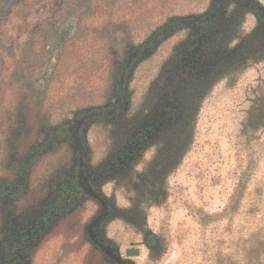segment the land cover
Listing matches in <instances>:
<instances>
[{
    "label": "rangeland",
    "instance_id": "374dc122",
    "mask_svg": "<svg viewBox=\"0 0 264 264\" xmlns=\"http://www.w3.org/2000/svg\"><path fill=\"white\" fill-rule=\"evenodd\" d=\"M215 2L0 0V264H109L99 205L56 197L78 163L61 129L118 95L86 138L102 237L133 264H264V0L175 26Z\"/></svg>",
    "mask_w": 264,
    "mask_h": 264
},
{
    "label": "flooded vegetation",
    "instance_id": "af4514ba",
    "mask_svg": "<svg viewBox=\"0 0 264 264\" xmlns=\"http://www.w3.org/2000/svg\"><path fill=\"white\" fill-rule=\"evenodd\" d=\"M261 18V17H260ZM262 19V22L264 23V19ZM137 53H134L130 55L129 60L126 63V69H128L130 66L133 65V60L136 58ZM124 78L121 79V88H123ZM123 98L119 97L116 100V102L105 108V109H95L88 113L82 114L77 116L75 119H73L66 127L61 129L60 136L64 135V137L73 145L75 155L78 157V163L76 166L75 173L73 175V178L67 181L65 184V187L62 189L60 193H58L56 197L57 203L61 205L64 208H67L69 205L77 203L81 200H90L95 203H97L100 207L99 212L97 213L96 217H94L90 224L88 225V237H89V229L92 224V222L98 218V216L101 213H104L105 215L102 217L99 224L93 229V231L97 234L96 239H98L101 243H103L105 246H110L113 251L112 253L120 256L122 258L121 264H133L131 261H129L126 257H124L119 250L107 242L100 233V228L104 221L108 219L112 215V206L111 203L108 201V199L103 195L101 190L99 189L98 182L96 180V176L94 172H92L89 168L88 162H87V149H86V138L88 131L90 129V126L95 123L98 120L106 119V118H112L117 115H119V110L122 107ZM82 159V160H81ZM81 161L83 164H81ZM90 184L93 189L103 198L104 203L106 207H104L103 203L84 194L81 185ZM91 240V238L89 237ZM94 247L98 249L104 258V262H108L109 264H120L117 263L110 255H108L98 244L94 243L93 240H91ZM128 253H131L129 251Z\"/></svg>",
    "mask_w": 264,
    "mask_h": 264
},
{
    "label": "trees",
    "instance_id": "16d2710c",
    "mask_svg": "<svg viewBox=\"0 0 264 264\" xmlns=\"http://www.w3.org/2000/svg\"><path fill=\"white\" fill-rule=\"evenodd\" d=\"M227 2V0H216L215 5L213 6V8L211 9L210 13L205 16L204 18L201 19H197L196 21L194 20H189V21H179L175 26L178 27H182L186 24L188 25H192V26H200V27H206L209 26L211 24H213V22L215 20H217L219 13L222 11L223 7L225 6V3ZM257 15L261 18L264 19L263 14L257 10ZM171 27H166L164 28L162 31H159L158 33H156L154 35L155 40L154 41H158L159 39H161L162 37H164L171 29ZM151 42H149L150 45ZM144 50L138 51L137 52V56L136 58H140L142 53Z\"/></svg>",
    "mask_w": 264,
    "mask_h": 264
},
{
    "label": "water",
    "instance_id": "95a60500",
    "mask_svg": "<svg viewBox=\"0 0 264 264\" xmlns=\"http://www.w3.org/2000/svg\"><path fill=\"white\" fill-rule=\"evenodd\" d=\"M81 164H83L82 161H81ZM81 189L84 194L102 202L104 207H106L103 198L93 189V187L90 184H87V186L82 184ZM104 215H105L104 213H101L98 216V218L92 222L90 229H89V237L91 238V240L94 241V243L98 244L108 255H110L117 263L121 264L122 258L120 256L113 254L112 253L113 249L110 246H105L98 239H96L97 234L93 231V229L99 224V222L101 221Z\"/></svg>",
    "mask_w": 264,
    "mask_h": 264
}]
</instances>
